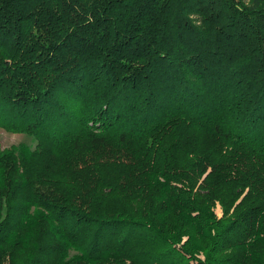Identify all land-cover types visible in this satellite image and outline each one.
Masks as SVG:
<instances>
[{"label": "trees", "instance_id": "trees-1", "mask_svg": "<svg viewBox=\"0 0 264 264\" xmlns=\"http://www.w3.org/2000/svg\"><path fill=\"white\" fill-rule=\"evenodd\" d=\"M0 129V264H264V0H0Z\"/></svg>", "mask_w": 264, "mask_h": 264}, {"label": "rangeland", "instance_id": "rangeland-1", "mask_svg": "<svg viewBox=\"0 0 264 264\" xmlns=\"http://www.w3.org/2000/svg\"><path fill=\"white\" fill-rule=\"evenodd\" d=\"M25 142L31 144L32 139L25 135L12 134L0 129V146L2 150H9L12 146L25 144ZM215 213L218 218L223 217V209L219 203L215 207Z\"/></svg>", "mask_w": 264, "mask_h": 264}]
</instances>
